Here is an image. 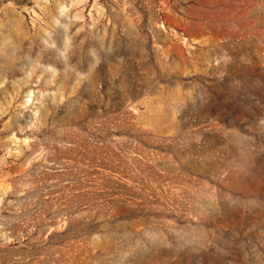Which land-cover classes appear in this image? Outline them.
I'll list each match as a JSON object with an SVG mask.
<instances>
[{"label":"rangeland","instance_id":"374dc122","mask_svg":"<svg viewBox=\"0 0 264 264\" xmlns=\"http://www.w3.org/2000/svg\"><path fill=\"white\" fill-rule=\"evenodd\" d=\"M0 264H264V0H0Z\"/></svg>","mask_w":264,"mask_h":264}]
</instances>
